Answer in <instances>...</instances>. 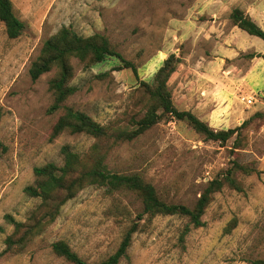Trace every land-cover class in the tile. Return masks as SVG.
Segmentation results:
<instances>
[{"label": "rangeland", "instance_id": "obj_1", "mask_svg": "<svg viewBox=\"0 0 264 264\" xmlns=\"http://www.w3.org/2000/svg\"><path fill=\"white\" fill-rule=\"evenodd\" d=\"M13 2L25 29L20 37L10 38L0 21V141L6 148H0V264H73L54 253L52 243L60 239L98 264L118 249L143 210L134 191L108 194L105 187L89 185L68 200L56 220L22 252L4 253L14 229L6 214L24 220L39 203L24 190L35 179L34 168L49 161L61 164L66 144L85 152L95 141L86 133L70 132L51 139L59 114L48 111L54 71L37 80L29 73L44 41L64 25L85 36L107 34L138 69L137 76L114 56L90 68L73 59L72 83L79 89L67 104L102 124H128L140 108L138 103L135 109L140 80L151 81L172 53L181 58L168 82L179 109H196L217 129L249 121L245 145L235 151L233 140L226 145L208 140L177 119L163 120L111 149L105 158L111 170L140 173L165 200L190 206L234 160L256 168L253 174L240 173L243 191L228 186L217 191L204 214L205 225L192 227L184 238L187 217L145 215L129 256L119 264H251L250 259L264 257V60L247 56L261 50L264 39L230 21L236 6L255 7L264 26V0ZM105 72L108 75L101 77Z\"/></svg>", "mask_w": 264, "mask_h": 264}, {"label": "trees", "instance_id": "obj_2", "mask_svg": "<svg viewBox=\"0 0 264 264\" xmlns=\"http://www.w3.org/2000/svg\"><path fill=\"white\" fill-rule=\"evenodd\" d=\"M0 21L10 38L20 37L25 29V22L18 16L13 0H0ZM233 25L252 35L264 39V28L242 7L236 6L230 13ZM117 57L125 67L133 69L138 76V69L132 60L127 59L113 45L109 36L102 32L82 35L72 26H62L55 34L47 38L38 56L30 65L29 73L33 80L41 75L54 71L49 80L52 95L50 113L58 112L50 131L51 139L64 132L86 133L94 137L92 146L85 152L74 150L69 144L62 147L63 162L49 161L34 168L35 179L25 187V192L39 199V203L30 210L24 220H17L12 214H6V220L14 226L12 233L6 238L4 253L22 252L27 245L40 235L61 212L62 206L89 185L105 187L108 194L117 191H134L142 199L143 210L132 225L126 230L118 249L98 264H119L129 256L133 236L140 226V220L148 215H179L188 218L182 237L192 229L205 225L204 214L217 191L225 186L238 191L244 190L241 174L249 175L256 171L255 166L241 163L238 159L232 165L210 180L193 206L185 203L170 202L162 198L155 185L137 172H118L111 170L105 158L111 149L118 144L132 140L163 120H185L206 139L226 145L232 142V149L245 145V129L249 126L246 120L241 125L227 129L212 127L191 110L179 109L169 87V79L176 71L181 58L170 54L155 72L151 81L141 79L139 89L142 92L135 103L140 108L130 115L128 124H102L90 114L67 104V100L78 91L72 81L76 68L73 59L78 58L81 64L90 68L108 57ZM248 57L256 56L264 59V52H252ZM108 72L101 74L106 77ZM4 110L0 105V121ZM257 115H263L257 113ZM0 148L6 149L0 141ZM236 223V222H235ZM232 226H235L236 224ZM52 249L58 256L64 257L73 264H93L83 258L64 239L52 243ZM251 264H264V257L250 259Z\"/></svg>", "mask_w": 264, "mask_h": 264}, {"label": "crops", "instance_id": "obj_3", "mask_svg": "<svg viewBox=\"0 0 264 264\" xmlns=\"http://www.w3.org/2000/svg\"><path fill=\"white\" fill-rule=\"evenodd\" d=\"M251 16H252V18L257 22V23H259V20L257 19V17L259 16L258 15V8H248L247 10H246ZM259 24H262L261 22L259 23ZM235 26V25H234ZM263 26V25H262ZM236 28L238 27V26H235ZM264 27V26H263ZM256 52H264V46H263V48L261 49V50H258V51H256ZM257 58H259L258 56H256ZM256 57H254V58H256ZM260 58H262V57H260ZM264 60V59H263ZM248 100V99H247ZM253 103V102H252ZM193 111L201 118V119H203V120H205V121H207V118H205V117H203V116H201L200 114H199V112L196 110V109H193Z\"/></svg>", "mask_w": 264, "mask_h": 264}, {"label": "built area", "instance_id": "obj_4", "mask_svg": "<svg viewBox=\"0 0 264 264\" xmlns=\"http://www.w3.org/2000/svg\"><path fill=\"white\" fill-rule=\"evenodd\" d=\"M248 103H252L253 102V97L252 98H248Z\"/></svg>", "mask_w": 264, "mask_h": 264}]
</instances>
